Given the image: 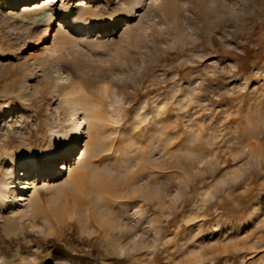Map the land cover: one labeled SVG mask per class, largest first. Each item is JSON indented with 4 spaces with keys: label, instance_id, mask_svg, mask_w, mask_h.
<instances>
[{
    "label": "rangeland",
    "instance_id": "obj_1",
    "mask_svg": "<svg viewBox=\"0 0 264 264\" xmlns=\"http://www.w3.org/2000/svg\"><path fill=\"white\" fill-rule=\"evenodd\" d=\"M10 1L0 0V264L44 248L57 249L34 264H264V0H176L175 9L170 0L142 9L59 0L36 10L92 6L94 17H57L50 42L49 22L24 12L38 0ZM122 10L119 25L97 33ZM60 32L70 36L63 49ZM104 85L100 126L80 142L104 149L100 169L89 168L80 187L69 183L67 195L91 190L92 175L109 176L122 183L118 204L93 228L87 210L66 211L63 197L54 241L21 248L5 225L85 165L81 146L65 160L45 154L59 144L55 131L73 126L67 91L92 95ZM32 149L47 168L22 163ZM58 161L69 168L53 178ZM21 224L28 228L15 238L48 236L44 218Z\"/></svg>",
    "mask_w": 264,
    "mask_h": 264
},
{
    "label": "bare ground",
    "instance_id": "obj_2",
    "mask_svg": "<svg viewBox=\"0 0 264 264\" xmlns=\"http://www.w3.org/2000/svg\"><path fill=\"white\" fill-rule=\"evenodd\" d=\"M11 1L13 2L14 0H11ZM58 1L59 0H42V2H43V4H42L41 0L40 1L38 0V2L27 3V4L23 5L24 6V12L25 13H30V12L32 13L34 11L36 12L37 11L36 9L44 8V6L46 7L47 5H50V7H53ZM93 1H96L95 3L98 2V0H92V2ZM146 3L147 2L145 0H143L142 2H141V0H129L130 6L133 7V5L137 4L140 6L139 9H142ZM175 3H176V0H170V5H172L173 7L172 6H169V7H171V9H175L174 8V7H176ZM79 11L80 10L78 7H74L71 4L66 5L62 9L53 11L51 13L48 11V9H41V10L37 11V12H39L37 14L38 17H36V20H38V22L39 21H46V22L48 21L49 22L48 34H47V37L45 38L44 42H50L52 40V37H53V30H52L53 26L52 25L55 23L57 24V22H58L57 17L67 18V17L72 15L74 17H76V16L81 17L83 20H85V19L90 20V18L92 16L94 17V15H93L94 10H93L92 6L87 7L85 9L84 13L79 14ZM126 12H127V10H122V12L116 18L115 23L110 24L111 26H103L102 24H99L98 26H96L97 33H102L104 31H106V29L111 30L112 28H114V25H116V26L119 25V22L121 20H123ZM93 32H95V31H92V33ZM39 33H41V32H39ZM54 38L55 39L59 38L61 40L60 47H59L61 49L65 48V46L68 45L70 42V36L66 32H60L58 34H55ZM54 58L52 60H60L62 58V56L57 55ZM49 60H51V59H49ZM87 82H89V81H87ZM108 90H109V86L104 85V86L100 87L99 92H97V93L93 92L92 95H88L87 93H83L84 94L83 95L82 94V92H83L82 86L73 87L72 89L67 91L68 93H66V96H67L66 99L70 104H72V108L70 111V115H71L70 117L71 118L70 117L69 118L72 119V121H70V122L73 123V126H71L70 128L68 127L69 129H66L65 131L62 130L63 132L62 131L61 132L55 131L56 133H58L57 136L60 139V140H58L59 144H57L56 150H50L49 149L46 151L45 154H47V157H46L47 160L50 156L53 157V155H55V154L56 155L58 154L59 157H62L65 160V158H67V157H63V156H66L68 153L70 155V153L71 152L73 153V151H75V149H77L78 146H81L80 142H81V140H83V136L86 134V132H88V130L91 131L92 126H94V125L100 126L99 121L102 118L101 115L103 112V104H104L105 100H107V97L110 96ZM110 104H112V103H110ZM112 107H114V106L112 105ZM82 111L84 113L83 116L80 115ZM112 111L114 114H116L114 109ZM87 128H88V130H86ZM89 134H90V132H89ZM99 145L102 146L101 141H100ZM81 147H83L81 159L85 163V165H83L84 167L82 169H79L76 171H75V169H73L71 167L74 172H72V176L70 177L68 183L63 185V186L58 187L57 191L54 192L51 196H49L47 199H42V197L40 196L41 191L36 192L37 197H35L36 201H35L34 206H32V209H30V211L28 210V211L24 212L23 214H18V212H17V215H16L14 221H11L12 220L11 219L9 221V223L5 225L4 233L9 238H11L12 241H14V240L17 242L19 241L21 248L28 246V244H30V243L34 244L37 240H40L41 242L46 243V244H49L52 241H54V238L52 235L54 230H55L54 227L60 221L59 215L57 214L56 209H57V207H60L59 202H60V199L63 197H64V201H65L64 209H66V211L77 212L79 209H82V208L83 209L85 208L87 210L86 216H87L88 222L91 225H93V228L97 227V226H95V222L99 221L101 224L105 223L101 219L102 218V211L104 210V208L105 209L107 208V210L108 209L114 210L116 205L118 204L117 197H119V195L117 192H118V189H120L119 185H121L122 183L115 182L112 178H109V176L108 177H100L98 175H92L93 176L92 178H94V181H93V184L91 185V190L89 189L86 191V190L82 189L83 191L81 193L75 194L74 196L73 195L72 196L67 195L69 183L72 186L80 187L81 186L80 184H82L83 180L86 177H88V173L90 172L89 168H93L92 170L100 169L99 164H100V161L102 160V157L104 155V154L102 155V153L104 152L103 151L104 149L103 148L97 149V147H93L92 141H86L85 144ZM81 147L78 149L77 153H74V155L81 152L80 151L82 149ZM35 150L36 149H34L33 151L30 150V152H28V153L26 152V154L22 157V163L26 164V166H28V167L33 165L34 169L35 168H37V169L47 168V165L40 166L41 163L40 164L38 163L39 159L37 157V153H36L37 151H35ZM59 157H55L54 159H56V158L59 159ZM50 161H51V159H50ZM44 162H46V161H44ZM72 162H73V160H72ZM72 162H71V165H72ZM64 168H66V170L69 168V164L67 163V161H63V162L58 161L57 164L55 162L54 165H52L51 168L48 170V173L50 174L49 176L53 177V175H60ZM93 172H90V173H93ZM99 173H96V174H99ZM99 175H101V174H99ZM94 195L96 196L95 198L97 199L96 203L93 202V200H95V199H93ZM1 199H2V196H1ZM99 213H100V216L98 215ZM103 213L105 214L104 211H103ZM26 215H27V217H29L30 221H32L33 224L37 223L40 218H44L45 223L47 224V227L49 229H48V231L46 229H43V231L44 232L47 231L48 236L41 237V236L36 235V238L30 239L29 241H27V240H25V238L27 237V232L29 231L28 230L24 234L25 238L24 237L22 238V236L15 238L16 234L20 235L21 233H23L25 228H28V226H23V224H21V219L24 218ZM60 227H62V226H60ZM109 228L116 230V232L119 229L122 230L121 226H118L114 223ZM109 228L104 227L103 229L107 230ZM94 230H97V229H94ZM41 242H38L40 246L43 244ZM121 248H122V250H125V251L129 250V248H126L124 245L121 246ZM55 249H57V248H55ZM55 249H52V250L46 252V254L43 253V250H45V248L41 251H37L35 253L36 256L33 260L31 258L25 259L26 258L25 256H22L21 257L22 261H18V262L12 261L10 259H5V264H26V263L27 264L28 263L34 264V263L39 262V261H45L48 258H50L51 254L55 253ZM0 254H3L1 251V248H0ZM23 259H25V260H23Z\"/></svg>",
    "mask_w": 264,
    "mask_h": 264
}]
</instances>
